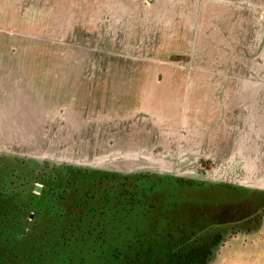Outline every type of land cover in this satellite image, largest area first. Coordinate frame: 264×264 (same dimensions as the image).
Segmentation results:
<instances>
[{
    "label": "rangeland",
    "instance_id": "374dc122",
    "mask_svg": "<svg viewBox=\"0 0 264 264\" xmlns=\"http://www.w3.org/2000/svg\"><path fill=\"white\" fill-rule=\"evenodd\" d=\"M2 65L0 174L14 185L70 168L88 183L171 175L264 200V0H0ZM43 186L34 205L48 226L64 187ZM32 245L25 264H54ZM107 252L102 263L119 264ZM189 261L173 264H264V217Z\"/></svg>",
    "mask_w": 264,
    "mask_h": 264
},
{
    "label": "trees",
    "instance_id": "16d2710c",
    "mask_svg": "<svg viewBox=\"0 0 264 264\" xmlns=\"http://www.w3.org/2000/svg\"><path fill=\"white\" fill-rule=\"evenodd\" d=\"M13 178L0 174V264H25L27 241L37 249V259L54 264H104L108 250L119 264L198 262L207 260L228 232L254 231L264 217V200L252 191L171 175L99 171L88 183L82 171L71 170L60 178L32 177L31 187L14 185ZM36 183L64 187L56 193L59 206L51 205L48 226L38 222L34 203L42 193L33 192ZM66 191L72 195L68 203L62 197ZM225 202H233L230 209Z\"/></svg>",
    "mask_w": 264,
    "mask_h": 264
},
{
    "label": "crops",
    "instance_id": "0c3cea01",
    "mask_svg": "<svg viewBox=\"0 0 264 264\" xmlns=\"http://www.w3.org/2000/svg\"><path fill=\"white\" fill-rule=\"evenodd\" d=\"M150 1H152V0H150ZM251 7H253V5H251ZM170 8H172V7H170ZM243 8H248V7H246V5L243 7ZM166 9H169L168 7H166ZM198 21H199V18H198ZM198 21H197V23H198ZM8 61H6L5 63H7ZM3 66L4 65H2L0 68L2 69L3 68ZM4 68L6 69V72L4 73L5 74V82L8 84L7 86L9 87V65H6V66H4ZM243 88H244V86H243ZM218 92V91H217ZM4 98V97H3ZM7 104H9V103H7ZM7 104H5V105H7ZM9 106L8 107H6V109H5V112L3 113V116L1 117L0 116V121H7V122H9ZM233 121V120H232ZM4 134V129H3V127H2V129H0V138L2 139V138H6V143L7 144H9V140H8V138H9V133H7V134H5V136L3 135ZM2 135L4 136V137H2ZM9 146H7V150L9 151Z\"/></svg>",
    "mask_w": 264,
    "mask_h": 264
},
{
    "label": "flooded vegetation",
    "instance_id": "af4514ba",
    "mask_svg": "<svg viewBox=\"0 0 264 264\" xmlns=\"http://www.w3.org/2000/svg\"><path fill=\"white\" fill-rule=\"evenodd\" d=\"M70 169V168H69ZM68 169V170H69ZM71 170H73V169H70L68 172L67 171H65L64 172V174H68ZM76 170V169H75ZM81 171V170H80ZM112 173V172H111ZM61 174H63V172L61 173ZM44 187V186H43ZM64 198V197H63ZM57 200V199H56ZM60 209H61V207H59ZM62 210V209H61ZM58 211L56 210V213H57ZM59 212H61V211H59ZM35 216V215H34Z\"/></svg>",
    "mask_w": 264,
    "mask_h": 264
},
{
    "label": "water",
    "instance_id": "95a60500",
    "mask_svg": "<svg viewBox=\"0 0 264 264\" xmlns=\"http://www.w3.org/2000/svg\"><path fill=\"white\" fill-rule=\"evenodd\" d=\"M172 175H174V174H172ZM40 188H41L40 186H36L37 191H40Z\"/></svg>",
    "mask_w": 264,
    "mask_h": 264
}]
</instances>
